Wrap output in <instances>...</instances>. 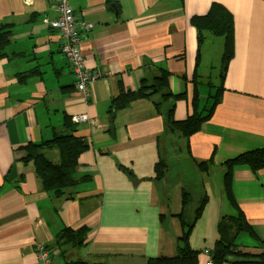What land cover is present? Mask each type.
<instances>
[{
  "label": "crops",
  "instance_id": "obj_1",
  "mask_svg": "<svg viewBox=\"0 0 264 264\" xmlns=\"http://www.w3.org/2000/svg\"><path fill=\"white\" fill-rule=\"evenodd\" d=\"M69 2L78 17L94 24L81 34V48L87 66L100 76L86 93L76 87L58 32L42 21L44 16L56 17L58 0H0V26L10 31L5 55L0 57V264H37L35 250L40 244L53 248L54 264H60L59 248L53 245L66 224L89 228L84 246L66 247L67 259L146 264L150 257L174 255L183 232L178 218L183 189L192 195L186 217L202 193L208 194L189 242L195 250H213L220 219L236 214L225 196L222 164L264 147V0ZM213 2L223 4L233 16V56L227 63L221 100L212 117L191 136L189 150L186 141L166 137L170 130L165 110L159 114L148 99L109 113L121 85L137 90L160 68L170 72L172 93L186 91L187 97L176 101V118L192 113L193 84L211 80L204 64L220 40L219 69L222 62L223 40L214 38L198 49L191 23ZM21 76L25 77L20 80ZM214 79L220 81L219 70ZM81 113L88 118L75 122L76 134L88 149L80 155L77 171L93 179L56 197L42 189L33 164L20 160L23 151L18 148L51 138L54 129L62 128L65 115L72 119ZM51 151L58 161L56 148L45 149L46 154ZM211 157L208 172L200 171L196 164ZM159 159L169 169L155 180ZM118 163L130 168L135 180ZM233 194L264 241V168L255 171L237 165ZM206 260L201 252L199 264Z\"/></svg>",
  "mask_w": 264,
  "mask_h": 264
},
{
  "label": "trees",
  "instance_id": "obj_2",
  "mask_svg": "<svg viewBox=\"0 0 264 264\" xmlns=\"http://www.w3.org/2000/svg\"><path fill=\"white\" fill-rule=\"evenodd\" d=\"M192 25L197 31L198 49L203 43H207L214 38L223 40L222 62L219 69L220 81L214 83L194 82L193 94L191 99L192 113L185 118L177 119L175 116L176 101L186 98V91L174 94L170 90L168 77L170 72L160 68L158 75L150 82L143 79L141 86L137 90L126 89L121 85L120 93L110 101L109 113L124 109L138 99H148L152 101L156 112L162 113L165 110V125L171 132L179 131L186 141L189 150L190 138L200 130L204 121L209 120L217 104L220 102V93L224 91V75L228 60L233 56L234 44V25L231 12L221 3L213 2L207 13L195 15L191 18ZM53 29V28H52ZM55 30V29H53ZM10 41V31L0 26V57L5 55V48ZM38 69L31 70L29 75L36 73ZM25 76H21L22 80ZM76 84V80H75ZM207 85L214 88L211 95L212 103L206 107L200 105L199 85ZM76 123L71 116L65 115L61 129H54L51 138L40 143L28 142L18 149L23 151L20 160L25 163H32L37 177L41 180L42 189L45 192H52L56 197L65 195L66 189L75 187L92 181L91 174H79V157L88 149L84 138L76 134ZM46 148H56L59 153V160L53 161L45 153ZM212 157L196 165L200 171L208 172L210 165L213 164ZM248 165L252 170L264 168V147H259L244 151L233 158L223 162V188L225 196L230 206L235 209L236 214L223 216L218 223V240L212 250L213 264H223L225 262L245 263V264H264V241L261 240L245 218L244 212L240 208L233 194V171L237 165ZM117 166L131 180H135V175L130 168L118 163ZM169 169L166 161L157 160L154 165L156 173L155 180L165 176ZM21 178L23 176H20ZM192 200L189 191H182V210L178 214L183 232L177 241V249L174 255H158L147 259L146 264H199V255L202 250H195L191 247L189 238L195 222L201 216L203 209L208 201V194L202 193L197 201L191 219L186 217V209ZM89 228L82 226L74 228L70 225H63L55 236L54 247L59 248L62 259L60 264H106L103 262H87L83 259L65 258L66 247L84 246L87 242ZM247 236L244 243L240 235ZM51 255L53 248L46 246ZM53 256V255H52Z\"/></svg>",
  "mask_w": 264,
  "mask_h": 264
},
{
  "label": "built area",
  "instance_id": "obj_3",
  "mask_svg": "<svg viewBox=\"0 0 264 264\" xmlns=\"http://www.w3.org/2000/svg\"><path fill=\"white\" fill-rule=\"evenodd\" d=\"M56 11V17L44 16L42 21L58 32L61 38V50L69 61L76 87L78 91L86 93L89 85L100 76L87 66L81 48V34L91 31L94 24L78 17L69 0H58ZM87 118L88 115L83 113L72 116L74 122L85 121ZM35 252L37 264H54L51 253L45 245H38ZM202 253L207 256L205 264H213L212 250L205 248Z\"/></svg>",
  "mask_w": 264,
  "mask_h": 264
},
{
  "label": "rangeland",
  "instance_id": "obj_4",
  "mask_svg": "<svg viewBox=\"0 0 264 264\" xmlns=\"http://www.w3.org/2000/svg\"><path fill=\"white\" fill-rule=\"evenodd\" d=\"M221 50H222V42L220 40L219 42H217V44L215 46L214 53L211 56L209 63L204 64V69L207 73V76H209L213 82H215L214 78H216L218 75V70H219L220 64H219V59L217 57H219ZM200 87L202 89L201 90V99H200L201 107H204V106L208 107L212 103L211 95L214 93V88H210V86L202 85V84L200 85ZM166 137L168 139H173L177 142L185 141V137L179 131L172 132V133H171V131H167ZM52 152L53 151H51L47 155L51 160L56 161L55 159H58V156L55 154H52ZM56 156H57V158H56ZM196 205H197V202L196 203L194 202V204H192V208H191V211L189 212L187 219L192 218L194 208L196 207ZM241 239L244 243L247 242V237H242Z\"/></svg>",
  "mask_w": 264,
  "mask_h": 264
}]
</instances>
